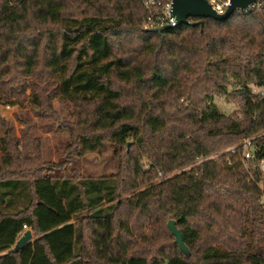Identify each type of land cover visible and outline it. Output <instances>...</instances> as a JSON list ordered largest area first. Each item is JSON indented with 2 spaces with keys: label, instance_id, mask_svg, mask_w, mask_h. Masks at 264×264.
Masks as SVG:
<instances>
[{
  "label": "trees",
  "instance_id": "trees-1",
  "mask_svg": "<svg viewBox=\"0 0 264 264\" xmlns=\"http://www.w3.org/2000/svg\"><path fill=\"white\" fill-rule=\"evenodd\" d=\"M144 2L0 0V108L28 87L43 110L71 102V152L111 139L122 159L108 176L56 171L13 152L0 112V264H264V0L160 30ZM245 138L249 170L230 150Z\"/></svg>",
  "mask_w": 264,
  "mask_h": 264
},
{
  "label": "rangeland",
  "instance_id": "rangeland-1",
  "mask_svg": "<svg viewBox=\"0 0 264 264\" xmlns=\"http://www.w3.org/2000/svg\"><path fill=\"white\" fill-rule=\"evenodd\" d=\"M256 91L262 93L264 87L256 88ZM16 100L18 102L11 103L10 108L6 107L8 104L0 108L1 115L9 126L13 127L15 136L25 145L21 142L13 152L26 155L34 153L41 161H46L47 166H55L56 171L65 174L75 170L82 176L99 177L119 172L122 159L115 152L111 139H106L100 149L89 151L82 156L71 152L73 132L67 124L75 119V113L78 112L73 103L53 98L49 100L51 110H43L36 107L31 87L16 97ZM215 102L222 111L241 116L242 103L239 100L217 96ZM214 157L218 158L217 155Z\"/></svg>",
  "mask_w": 264,
  "mask_h": 264
},
{
  "label": "water",
  "instance_id": "water-1",
  "mask_svg": "<svg viewBox=\"0 0 264 264\" xmlns=\"http://www.w3.org/2000/svg\"><path fill=\"white\" fill-rule=\"evenodd\" d=\"M257 1L263 0H229V5L226 11L224 13H219L213 8L208 0H173L172 14L176 17L177 26L189 24L190 18L197 17L223 20L231 17L236 9L240 12L245 11L250 5ZM168 227L174 234L175 242L179 245L181 250L186 255H190V250L184 242L182 231L176 226L174 219L168 221ZM32 237L33 234L31 230L25 231L15 244L14 250L19 251L32 239Z\"/></svg>",
  "mask_w": 264,
  "mask_h": 264
},
{
  "label": "built area",
  "instance_id": "built-area-1",
  "mask_svg": "<svg viewBox=\"0 0 264 264\" xmlns=\"http://www.w3.org/2000/svg\"><path fill=\"white\" fill-rule=\"evenodd\" d=\"M208 2L219 13H224L229 5V0H208ZM261 2L262 1H257L250 5L245 12L259 6ZM144 3L146 8L149 10V17L144 22L145 28L154 30L162 29L166 26H177L176 17L172 14L173 0H145ZM6 107L10 108V104ZM230 150L234 154H240V159L244 167L248 170L251 168L253 162H255L256 153L251 138H245L240 146H233ZM259 168L264 174V159L260 160Z\"/></svg>",
  "mask_w": 264,
  "mask_h": 264
}]
</instances>
